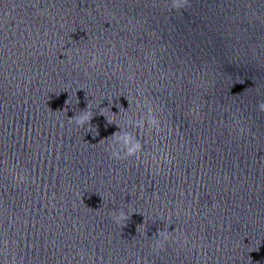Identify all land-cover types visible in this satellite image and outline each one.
<instances>
[{"label": "water", "instance_id": "1", "mask_svg": "<svg viewBox=\"0 0 264 264\" xmlns=\"http://www.w3.org/2000/svg\"><path fill=\"white\" fill-rule=\"evenodd\" d=\"M167 2L0 0V264H264V0Z\"/></svg>", "mask_w": 264, "mask_h": 264}, {"label": "clouds", "instance_id": "2", "mask_svg": "<svg viewBox=\"0 0 264 264\" xmlns=\"http://www.w3.org/2000/svg\"><path fill=\"white\" fill-rule=\"evenodd\" d=\"M190 6H191L190 0H168V2L165 5V7L169 11H176V12L186 10ZM68 56L69 58H71V50H69ZM93 63H95V60H93ZM138 107H139V102H138ZM146 107H147V111H145L140 116L139 119L133 121L131 118H129L127 124L134 128H139L141 130L146 129L149 132L155 131L157 134H159L162 131L161 122L158 116L156 115V112L153 106L151 105V103H147ZM256 107H257V112L264 113V101L258 102ZM92 118L93 116L90 111H82L81 114H79L78 116L75 115L74 117L69 119V122L74 123L80 128H83L85 125L91 126L90 122ZM109 123H112V121H109ZM116 125L119 127L120 130L111 136L112 138L109 144L111 158L115 160H123V159L136 157L137 159H139L141 153L143 152V144L141 143V140L132 131H128L125 130L124 128H121L119 124ZM240 131L243 132L244 129L241 128ZM96 135H98L97 131H96ZM105 140L106 139L101 140V142ZM15 178L17 179L18 182H23L27 180L26 175H17ZM112 219L115 223H117L121 227H124L125 221H127L128 216L125 212L120 211L119 214L113 213ZM172 238H173L172 233H170L167 230V228H164V230L159 231V233L152 238V240H154L155 243L151 244L150 246L155 252L159 253L160 251L164 250L166 242ZM137 264H146V261H141L138 259Z\"/></svg>", "mask_w": 264, "mask_h": 264}]
</instances>
